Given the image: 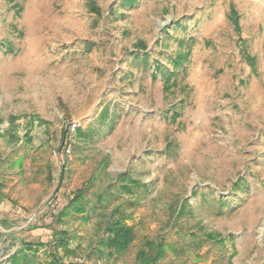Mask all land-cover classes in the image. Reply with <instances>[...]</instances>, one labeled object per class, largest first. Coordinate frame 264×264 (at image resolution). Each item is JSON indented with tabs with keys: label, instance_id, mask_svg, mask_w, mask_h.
Returning a JSON list of instances; mask_svg holds the SVG:
<instances>
[{
	"label": "rangeland",
	"instance_id": "rangeland-1",
	"mask_svg": "<svg viewBox=\"0 0 264 264\" xmlns=\"http://www.w3.org/2000/svg\"><path fill=\"white\" fill-rule=\"evenodd\" d=\"M117 204L136 238L110 257ZM53 229L63 264H135L159 237L157 264H264V0H0V264L27 241L45 264Z\"/></svg>",
	"mask_w": 264,
	"mask_h": 264
},
{
	"label": "trees",
	"instance_id": "trees-1",
	"mask_svg": "<svg viewBox=\"0 0 264 264\" xmlns=\"http://www.w3.org/2000/svg\"><path fill=\"white\" fill-rule=\"evenodd\" d=\"M129 2L130 0H125ZM235 26L236 18H233ZM184 58L181 54L176 56L174 64L180 66ZM107 112H104V115ZM76 134L84 135L85 131L79 128H76ZM68 130L63 131V138L61 140V146L65 143V137ZM15 138L14 135H10ZM28 141L29 137L26 138ZM18 165L21 166V160H18ZM60 183L62 182L61 175L59 177ZM118 181H120V186L124 191H129L133 186H140L136 178H132L127 173H121L118 175ZM86 187L78 188L70 193L67 198L66 204L58 211L56 214V221L62 222L63 217L68 215L69 212L75 214H84L87 211L85 204V194ZM98 203L103 201V196L99 195L96 199ZM226 200L221 201L225 203ZM188 202L180 203L173 210L172 217L173 219L179 218L186 209ZM131 217V214L126 211L125 207L121 204L113 206L109 211L106 209L101 210L100 214V227L102 231V237L99 242L105 247L106 253L108 256L112 257L114 255L124 254L128 251L132 243L134 242L136 235L134 229L131 225L126 223V220ZM204 236L207 239L218 240L219 237L206 233ZM1 237V235H0ZM69 233L65 229H53L51 231V242H49V255L50 260L45 264H63L61 261V256L59 255L60 249H62L66 254L73 253V250L69 248ZM43 245L40 242H23L22 246L18 247L12 254L9 255V261L11 264H43L42 262L37 261L36 251L39 249V246ZM166 242L163 237L155 239H145L142 245L136 252L135 255V264H157V261L160 260L166 252ZM77 264V263H71Z\"/></svg>",
	"mask_w": 264,
	"mask_h": 264
},
{
	"label": "built area",
	"instance_id": "built-area-1",
	"mask_svg": "<svg viewBox=\"0 0 264 264\" xmlns=\"http://www.w3.org/2000/svg\"><path fill=\"white\" fill-rule=\"evenodd\" d=\"M76 123L75 122H73L72 124H71V128L70 129H72V130H74L75 128H76ZM66 151H68V150H66Z\"/></svg>",
	"mask_w": 264,
	"mask_h": 264
}]
</instances>
